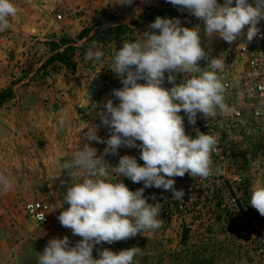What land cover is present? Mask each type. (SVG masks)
I'll use <instances>...</instances> for the list:
<instances>
[{"label": "rangeland", "instance_id": "rangeland-1", "mask_svg": "<svg viewBox=\"0 0 264 264\" xmlns=\"http://www.w3.org/2000/svg\"><path fill=\"white\" fill-rule=\"evenodd\" d=\"M12 2L19 12L10 18L9 29L0 32V77L15 64L18 79L25 80L17 92L0 83V121L14 131L11 143L0 149V173L15 177L11 191H0V264H37L50 239L67 236L70 246L82 239L58 220L68 207L60 208L63 196L74 182L60 164L86 143L97 149V155L105 149L103 143L87 139L93 129L101 136L80 106L94 63L85 59L92 42L103 51L101 60L113 61L124 42L142 41L145 31L158 34L149 27L158 16L179 19L181 27L201 28L204 42L220 37L206 35L201 20L168 0ZM130 181L119 176L115 182L133 191ZM144 196L148 203L159 204L162 226L127 240L101 242L93 248L94 259L104 249L118 253L139 247L141 254L134 257V264H264L235 239V227L220 220L212 202L203 207L186 197L176 200L171 191ZM36 199L49 205L46 225L25 213V203Z\"/></svg>", "mask_w": 264, "mask_h": 264}, {"label": "clouds", "instance_id": "clouds-1", "mask_svg": "<svg viewBox=\"0 0 264 264\" xmlns=\"http://www.w3.org/2000/svg\"><path fill=\"white\" fill-rule=\"evenodd\" d=\"M173 6L186 9L203 22L206 35H218L232 43L245 35L252 41L264 20V0H168ZM131 4L132 0H120ZM19 9L12 0H0V32L9 29L10 18L17 17ZM145 31L142 41L124 42L115 52L112 71L121 78L123 87L113 90L119 103L112 100L104 104L101 122L111 130L104 141L97 137L95 129L88 140L106 143L104 152L87 143L77 147L71 158L60 167L73 178L72 185L63 196L60 208L67 204L58 216L63 227L82 239L70 246L67 236L48 241L37 264H134L140 255L139 247L123 249L115 253L104 249L99 258L92 252L101 242L111 244L135 237L147 230L162 226L159 204L148 203L144 191L150 187L172 192V198L182 200L184 190H176L172 177L207 178L212 174L211 154L217 144L216 137L199 133L191 138L185 133L183 111L189 123L195 124L197 113L204 117L215 116L217 109L228 111L224 101L225 86L216 71H201L198 62L206 58L200 43V29L181 27L179 19L156 17ZM104 56L93 41L85 52V59L98 62ZM214 70L222 69L224 62L212 58L208 64ZM173 86L163 87L165 73ZM180 72L185 80L174 83L171 73ZM200 75H195V73ZM143 80L145 83H138ZM60 128L65 118L59 120ZM59 131V129H57ZM140 141L137 145L135 142ZM139 147L143 165L133 156H121L116 166H111L104 156L116 154L122 146ZM115 179H107L109 176ZM129 178L144 187L130 190L116 177ZM15 187V177L0 173V191L7 193ZM155 199V197H151ZM250 205L264 217V182L253 187ZM44 217V216H43ZM42 217V220H43Z\"/></svg>", "mask_w": 264, "mask_h": 264}, {"label": "built area", "instance_id": "built-area-1", "mask_svg": "<svg viewBox=\"0 0 264 264\" xmlns=\"http://www.w3.org/2000/svg\"><path fill=\"white\" fill-rule=\"evenodd\" d=\"M260 29L252 41L245 35L234 42H225L222 38L204 42L201 47L206 58L198 62L201 71H216L225 86L224 101L228 111L217 109L215 116L204 117L197 113L195 124L189 123L187 115L181 111L185 133L195 138L199 133L214 135L217 140L211 154L212 174L207 178L172 177L175 189H183L189 203L199 202L206 207L212 202L220 220L235 227V239L258 257L264 259V217L250 205V196L254 186L264 182V22H259ZM200 34H201V28ZM212 58L224 62L222 69L214 70L208 66ZM113 61L100 60L91 63L89 81L85 86L81 107L92 125L98 127L101 139L106 141L111 130L101 122V113L106 111L104 104L112 100L114 106L119 103L113 90L123 87L121 78L112 71ZM165 73L163 87L171 88ZM174 83L185 80L180 72L171 73ZM200 75V73H195ZM138 83H145L140 80ZM137 145L141 142L136 141ZM107 147L106 143H103ZM129 155L140 159L139 147L122 145L116 154H108L104 159L116 166L121 156ZM133 191L143 188V183L129 182ZM167 192L162 188L150 187V192ZM170 192V191H169ZM25 213L41 225L49 223V205L36 199L25 203ZM44 216V217H43ZM43 217V220H42Z\"/></svg>", "mask_w": 264, "mask_h": 264}, {"label": "crops", "instance_id": "crops-1", "mask_svg": "<svg viewBox=\"0 0 264 264\" xmlns=\"http://www.w3.org/2000/svg\"><path fill=\"white\" fill-rule=\"evenodd\" d=\"M23 80L18 79V68L14 64L10 65L9 70L3 72L2 76L0 77V83L3 84V88L7 85H11L13 91H18V86L22 83Z\"/></svg>", "mask_w": 264, "mask_h": 264}, {"label": "water", "instance_id": "water-1", "mask_svg": "<svg viewBox=\"0 0 264 264\" xmlns=\"http://www.w3.org/2000/svg\"><path fill=\"white\" fill-rule=\"evenodd\" d=\"M14 131L0 121V149L4 143H11Z\"/></svg>", "mask_w": 264, "mask_h": 264}]
</instances>
